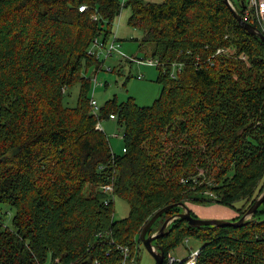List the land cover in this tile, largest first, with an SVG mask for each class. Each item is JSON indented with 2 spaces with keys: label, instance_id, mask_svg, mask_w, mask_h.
<instances>
[{
  "label": "trees",
  "instance_id": "1",
  "mask_svg": "<svg viewBox=\"0 0 264 264\" xmlns=\"http://www.w3.org/2000/svg\"><path fill=\"white\" fill-rule=\"evenodd\" d=\"M120 1L0 0V207L15 208L13 228L0 208V264H121L117 246L137 257L160 208L220 203L239 220L262 193L264 42L224 0L125 1L129 24L154 45L162 91L148 106L113 96L96 116L87 73L103 61L88 50L97 36L110 39ZM238 1L243 17L248 3ZM232 44L237 56L216 53ZM113 115L124 142L115 154L96 127ZM208 189L217 198L201 196ZM116 196L130 210L117 220ZM181 212L168 209L147 235ZM174 221L154 241L165 259L190 236L203 243L196 264H264V202L241 227Z\"/></svg>",
  "mask_w": 264,
  "mask_h": 264
},
{
  "label": "rangeland",
  "instance_id": "2",
  "mask_svg": "<svg viewBox=\"0 0 264 264\" xmlns=\"http://www.w3.org/2000/svg\"><path fill=\"white\" fill-rule=\"evenodd\" d=\"M122 1L120 3L122 4ZM128 1V0H124ZM145 1H154V0H145ZM233 1L235 4H239L240 1L238 0H230ZM245 3L250 2V0H244ZM131 14V8L129 6L123 7L121 10V14L117 16L114 23V28L112 32L117 33L118 40L116 41V45L118 46L117 51L114 52L111 59H107L106 61V67L110 66L111 68L115 69V71L112 70L111 73L107 71H101L98 73V84L92 88L91 83V91L90 95L94 96V100L98 103L99 106H102L107 99L113 98L115 96L117 98V101H126L128 97H132L134 101H136L139 106H148L153 105L155 99L160 95L162 91V86L159 82H157L158 77V67L156 64H149V63H138L136 60H131V58L135 57L136 59H142V60H148L152 58V53L154 50L153 43H143L142 39L144 36V32H142L141 29H136V27L131 26L129 24V15ZM237 48L233 44L228 47V50L225 52L218 53L219 55H227L229 57L231 56H237L236 55ZM241 59L245 60L246 68L249 67L250 62L247 61V56L244 54L239 55ZM93 70L95 68H92L88 71L87 75L89 77H92ZM117 70H120V72H116ZM128 76H130L128 78ZM141 76V78H138ZM71 96H67L65 98V103L67 105H70V107L76 105V97H78V85H75L71 88ZM91 104V103H90ZM92 106V104H91ZM93 110V107H92ZM93 113V112H92ZM99 124L103 127L102 130L106 132L108 135L109 143L112 147V153H121L124 151V142L122 141V133L123 128H121L118 124V120L115 118V116H110L107 118H102L99 120ZM260 169V167H259ZM264 174V167L260 169V176ZM264 178V176H263ZM262 190L264 188V182L262 184ZM106 189V188H105ZM107 192H111V189H106ZM90 187L85 189V193L89 194ZM202 194L201 196H203ZM216 195V194H215ZM115 206H114V217L115 220L124 218L129 215V208L128 203L121 197L116 196L114 198ZM243 201L240 200L239 202H236L235 205L240 207L241 203ZM263 203V202H262ZM261 203V204H262ZM215 205V206H213ZM188 206L194 210V212L197 215V219H210L205 218L203 209L208 211V208H222L224 210L226 209H232L231 207L223 206V204L220 203H213L210 204L209 202H201L197 204L189 203ZM213 206V207H210ZM1 211L3 216V221L5 227L13 228V213L15 211V208L11 205L3 204L1 205ZM263 209V207H261ZM234 210V209H232ZM225 215L228 214L226 218L224 217H218L216 219H224L227 220H233L231 218V212H224ZM169 218V217H167ZM166 219V218H165ZM164 219V220H165ZM175 218L172 219L168 226L173 225L175 223ZM212 220V219H210ZM174 221V222H173ZM163 224V223H162ZM162 226V225H161ZM160 229V228H159ZM167 229V228H166ZM159 231V230H158ZM157 231V232H158ZM156 231L153 233H157ZM152 233V234H153ZM189 239V242L186 244L185 240H183L179 245L175 246L173 251H170L171 256H175L178 259H186L187 256H189V247H191L193 250H199L202 241H199L197 238L194 237H187ZM137 251V263L138 264H155V258L153 255L145 250L143 242L142 244H139L136 248ZM45 264H60L56 261H53L51 257H49L48 261Z\"/></svg>",
  "mask_w": 264,
  "mask_h": 264
},
{
  "label": "built area",
  "instance_id": "3",
  "mask_svg": "<svg viewBox=\"0 0 264 264\" xmlns=\"http://www.w3.org/2000/svg\"><path fill=\"white\" fill-rule=\"evenodd\" d=\"M124 0L122 1V4L120 3V5H122V8L124 7ZM85 6L80 7V10H82V8H84ZM121 14V13H120ZM119 16V14L117 15ZM94 20H96V17H94ZM243 18L247 21H250L249 18L253 19L255 22L258 23L259 27L261 28L262 32L264 33V0H250L248 7L246 8V10L244 11V16ZM118 40L117 37V33L112 32L110 39H108L106 42L103 41L102 36H97L93 42H91L90 44V48L88 50L89 54H91L92 56L95 57L96 60H101L103 61L99 67L95 70H93V76H92V88L94 86H96L98 84V73L101 71H107L109 73L112 72L113 68H111L110 66L106 67V61L107 59H111V57L113 56L114 52L117 51L118 46L116 45V41ZM225 50H228L227 48H221L218 49L216 53H221V52H225ZM131 60H136L138 63H149L151 65L156 64L157 66L160 65V61L154 57H152L151 59L148 60H142V59H136L135 57L131 58ZM176 66V69L173 68L172 74H170L172 77H175L177 74V71H179V68L177 67V65H174V67ZM138 78H141V76H139ZM94 96H92L90 98L92 107H93V114H95L97 116L98 111L100 110V106L98 105V103L94 100L93 98ZM96 127L98 129H102V126L97 123ZM104 130V129H103ZM111 189V192H107L106 189ZM101 190H103L105 193L108 194H112L114 191V187L113 184H107V185H103L101 187ZM203 194L212 199V198H217V195H215L213 192H210L209 189L205 190L203 192ZM114 198V197H113ZM189 242V239L186 238L185 243L187 244ZM120 245V244H119ZM118 245V246H119ZM117 246V249L120 250V252H122L123 254V258L121 260V264H138L136 257L133 255L131 257V254L129 252L128 246ZM189 249V256H187L186 259L182 258V259H178L175 256H171L170 252L167 255V258L163 259L161 264H196V259H198L201 250L197 249V250H193L191 247L188 248Z\"/></svg>",
  "mask_w": 264,
  "mask_h": 264
},
{
  "label": "water",
  "instance_id": "4",
  "mask_svg": "<svg viewBox=\"0 0 264 264\" xmlns=\"http://www.w3.org/2000/svg\"><path fill=\"white\" fill-rule=\"evenodd\" d=\"M228 6L231 9V13L235 15V17L238 19L240 25L248 30L251 34L258 36L260 41L264 42V33L262 30L256 26H254L253 23L250 21H246L242 15L237 11L236 7L231 3L230 0H224ZM264 202V188L262 190V193L260 196L256 198V200L253 202L252 205L248 208V210L240 216V219L238 220H227L225 221L224 219H216L213 218L212 220L210 219H197V217L193 216L191 213V209L188 208L186 205H184L183 202L175 203L172 204L171 206H165L160 208L157 213H155L148 221L141 233H139V238L143 242L145 250L149 251L153 257L155 258V264H161L163 259H164V250H162V247H155L154 241L159 239L160 236L163 235L164 232H166V228L168 227L170 221L174 218H180L183 219L185 222H188V224L192 227H197L200 228V226H206V225H211V226H238L241 227V225L247 221L250 217L254 216L255 212L258 210L260 207L261 203ZM174 206H180L183 208L184 212H181L177 214L176 216H172V218H166L162 223V226L160 227L159 231L157 233H153L150 235H147L149 232L150 228L154 224V221H156L158 218H160L168 209H171Z\"/></svg>",
  "mask_w": 264,
  "mask_h": 264
},
{
  "label": "crops",
  "instance_id": "5",
  "mask_svg": "<svg viewBox=\"0 0 264 264\" xmlns=\"http://www.w3.org/2000/svg\"><path fill=\"white\" fill-rule=\"evenodd\" d=\"M103 128V127H102ZM112 144V143H111ZM213 206H215V205H213ZM213 206H210V207H213ZM190 208V207H189ZM192 209V208H191ZM193 210V209H192ZM194 211V210H193ZM203 212H204V216H205V218H210V219H213V218H218V217H224V218H226L227 216H228V214L227 215H225L224 213H223V211L224 212H231V218L233 219L234 217H236V216H238L239 214H238V212L237 211H235V210H232V209H226V210H224V209H222V208H213V209H211V208H208V211H206V210H202ZM58 261V260H57ZM56 261V262H57Z\"/></svg>",
  "mask_w": 264,
  "mask_h": 264
}]
</instances>
